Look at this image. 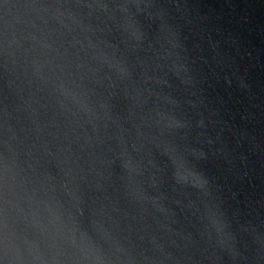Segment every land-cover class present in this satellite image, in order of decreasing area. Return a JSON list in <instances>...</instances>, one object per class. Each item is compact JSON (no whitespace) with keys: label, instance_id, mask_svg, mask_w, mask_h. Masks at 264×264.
Here are the masks:
<instances>
[{"label":"water","instance_id":"water-1","mask_svg":"<svg viewBox=\"0 0 264 264\" xmlns=\"http://www.w3.org/2000/svg\"><path fill=\"white\" fill-rule=\"evenodd\" d=\"M0 264H264V0H0Z\"/></svg>","mask_w":264,"mask_h":264}]
</instances>
